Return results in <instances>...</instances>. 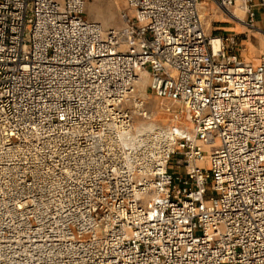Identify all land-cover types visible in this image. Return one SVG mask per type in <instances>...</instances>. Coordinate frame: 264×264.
Instances as JSON below:
<instances>
[{"label": "built area", "instance_id": "1", "mask_svg": "<svg viewBox=\"0 0 264 264\" xmlns=\"http://www.w3.org/2000/svg\"><path fill=\"white\" fill-rule=\"evenodd\" d=\"M127 4L0 0V264H264V52L201 21L264 0Z\"/></svg>", "mask_w": 264, "mask_h": 264}, {"label": "rangeland", "instance_id": "2", "mask_svg": "<svg viewBox=\"0 0 264 264\" xmlns=\"http://www.w3.org/2000/svg\"><path fill=\"white\" fill-rule=\"evenodd\" d=\"M127 10V14L130 18H134V12L129 9L127 0H83L82 16L88 21L99 23L103 29H119L124 26V22L121 17V11ZM256 22L262 31H264V12L259 8H254ZM207 18L210 19L209 28L206 27L204 19H202V25L207 34L219 35L226 33H234L238 35L239 41L237 44V54L239 58L245 61L255 62L258 61L261 52H264V34H258L249 29L243 28L231 17L224 15V13L215 11L213 7H207ZM212 13V14H211ZM216 13V14H215ZM220 14L224 17L219 19ZM162 102L155 95H150L148 109L155 112L156 115L153 121L159 123L163 117L160 111ZM161 115H160V114ZM142 120L135 117L134 122L138 123ZM217 144V141H216ZM211 145H203V150H210ZM201 166L209 167V162L200 163ZM168 170L172 173H178L183 169L178 170L174 166H169Z\"/></svg>", "mask_w": 264, "mask_h": 264}, {"label": "bare ground", "instance_id": "3", "mask_svg": "<svg viewBox=\"0 0 264 264\" xmlns=\"http://www.w3.org/2000/svg\"><path fill=\"white\" fill-rule=\"evenodd\" d=\"M206 11H207V7H204V8H203V11H202V13H201V18L204 19V23H205L206 27L209 28L210 19L207 18L209 14H207ZM211 14H212V13H211ZM215 14H216V13H215ZM233 14H235V15L238 16V17H240V16L242 15V13H241L237 8L233 10ZM218 18H219V19H223L224 17L220 14V16H218ZM238 24H239V23H238ZM239 25H240V24H239ZM240 26H242V25H240ZM242 27H243V26H242ZM243 28H245V27H243ZM256 33H258V34H264V32H262V31H259V32H256ZM248 62H250V61H248ZM256 62H257V60H256L255 62H251V63L254 64V63H256ZM146 82H147L146 75H145L144 73H140V78H139V83H140V84H139V86H140V89H141V90L144 89V86H145ZM159 114H160V113H159ZM160 115H161V114H160Z\"/></svg>", "mask_w": 264, "mask_h": 264}]
</instances>
